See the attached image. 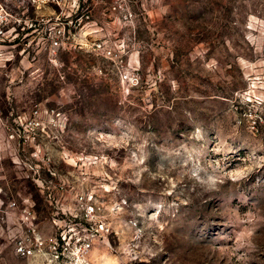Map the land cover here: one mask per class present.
<instances>
[{
    "label": "rangeland",
    "instance_id": "1",
    "mask_svg": "<svg viewBox=\"0 0 264 264\" xmlns=\"http://www.w3.org/2000/svg\"><path fill=\"white\" fill-rule=\"evenodd\" d=\"M61 203L76 264H264V0H0V264Z\"/></svg>",
    "mask_w": 264,
    "mask_h": 264
},
{
    "label": "built area",
    "instance_id": "2",
    "mask_svg": "<svg viewBox=\"0 0 264 264\" xmlns=\"http://www.w3.org/2000/svg\"><path fill=\"white\" fill-rule=\"evenodd\" d=\"M65 183L61 181L58 189L63 192ZM48 195L50 188L47 186ZM75 201L82 205L83 218L89 220L95 213V206L86 201L82 195H76ZM58 201H56V204ZM16 208V204L12 203ZM76 210L61 203L46 229L32 207L20 210L18 219V235L14 240V253L26 259L40 261L41 264H76L86 261L92 247V235L95 229L92 225L82 229L83 234L72 219ZM61 214V217L58 215ZM68 222V223H67ZM103 229L102 226H100Z\"/></svg>",
    "mask_w": 264,
    "mask_h": 264
}]
</instances>
